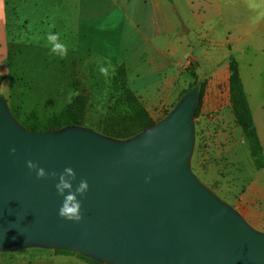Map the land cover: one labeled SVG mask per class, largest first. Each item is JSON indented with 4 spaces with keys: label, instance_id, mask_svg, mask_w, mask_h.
I'll use <instances>...</instances> for the list:
<instances>
[{
    "label": "water",
    "instance_id": "obj_1",
    "mask_svg": "<svg viewBox=\"0 0 264 264\" xmlns=\"http://www.w3.org/2000/svg\"><path fill=\"white\" fill-rule=\"evenodd\" d=\"M193 108L189 96L162 123L115 144L80 129L25 132L0 102V250L56 246L115 264H264V236L188 169ZM29 161L49 175L38 179ZM67 168L73 192L81 180L89 186L78 197L80 222L59 215L56 184Z\"/></svg>",
    "mask_w": 264,
    "mask_h": 264
},
{
    "label": "rangeland",
    "instance_id": "obj_2",
    "mask_svg": "<svg viewBox=\"0 0 264 264\" xmlns=\"http://www.w3.org/2000/svg\"><path fill=\"white\" fill-rule=\"evenodd\" d=\"M102 1L92 0L95 4H100ZM131 5L135 9L138 7L137 15H148L146 11H142L146 6L141 1ZM199 10L198 0H171L168 6L169 16L176 23L181 24L183 29H191L184 35V40L189 42L191 48L173 57L174 63H184L183 68L186 65L188 77L193 81L187 94L182 95L174 108L175 110L187 97H194L192 144L187 166L205 191L238 215L252 230L264 236V47L262 34L258 31L254 33L253 43L260 44L254 50L247 49L242 54L230 53L236 60L239 58L240 62L237 61L240 76L255 127L261 138L263 151L255 155L251 148L250 137L243 126L237 123L233 109L229 50L224 48L215 50L208 41L200 42L201 28L193 15V12ZM127 13L132 15L133 9L129 8ZM57 17L58 15H54L55 19ZM56 23L58 22H53L56 27L54 34L58 33L60 40L66 43L69 49L67 56L64 57L50 52V45L45 39L47 34L44 36V34L33 33L35 35L29 38L31 44L19 41L16 37L27 29L25 25L17 24L14 13H11L13 72L10 74L7 72L8 82L1 93L0 102L6 105L16 125L25 132H31L22 124V120L35 116L39 121H45L70 105L75 97L83 94L89 101L88 125L66 128L59 132H50L51 134L80 129L115 144H128L139 137L138 135L129 140H115L93 131L90 126L100 123L106 113L116 76L119 77V68L123 66L127 71L128 85L134 91L133 80H136L139 70L151 71L149 63H144L143 66L138 65L136 57H133L127 63L128 65L117 63V61L123 62L124 56V52L117 48V34L112 35V43H106L103 40L104 35L89 36L79 31L77 25L71 22L69 25L66 23L67 29L60 25L63 22L58 25ZM102 28H105V25L100 26L99 30ZM36 30L33 29V32ZM38 36L41 38V40L38 38V42L42 45L36 43ZM32 37L35 39L33 40ZM80 37L82 45L90 42L89 49H74ZM19 47H23V50L18 51ZM216 52L219 53L221 61L218 67L210 63L211 57H214L212 55ZM13 53L16 54L13 55ZM141 53L143 51H140ZM185 56L188 58L187 63H185ZM101 68L106 69V72L102 73ZM150 115L158 125L165 121L171 112ZM245 214L258 230L248 224L244 219ZM64 252L99 264H115L73 249L33 244L0 250V262L8 261L14 256H24L33 260L48 254H65Z\"/></svg>",
    "mask_w": 264,
    "mask_h": 264
},
{
    "label": "crops",
    "instance_id": "obj_3",
    "mask_svg": "<svg viewBox=\"0 0 264 264\" xmlns=\"http://www.w3.org/2000/svg\"><path fill=\"white\" fill-rule=\"evenodd\" d=\"M139 1L146 6L142 11H146L147 16L137 15L138 7L135 6V9L131 5ZM169 4L171 0H103L100 4H95L92 0H0V78L3 80L0 98L8 82L7 59L13 39L10 24L11 13H14L16 23L25 25L27 29L16 38L29 44V38L35 35L33 33L44 36L49 32L54 33V21L58 22L57 25L63 22L60 24L62 27L71 22L77 25L79 31L89 36L104 35L103 40L106 43H112V35L117 34V48L124 52V56L123 62H118L117 59L114 61L128 65L127 63L136 57L138 65L149 63L151 66V71L139 70L136 80H133L134 91L147 111L150 114L172 113L193 81L188 77L186 65L183 68L184 63L176 64L173 59L187 48H191L189 42L184 40V35L191 29H183L181 24L169 16ZM198 6L200 10L193 12V15L201 28L200 42L208 41L215 50L228 49L230 57L231 52L242 54L247 49L254 50L256 46H260L253 43V35L258 31L262 34L264 47V0H198ZM129 8L133 9L132 15L127 13ZM54 15L58 17L55 19ZM102 25H105V28L99 30ZM33 29H37L36 32H33ZM40 36L36 38V43L42 45L38 42L41 40ZM78 40L80 42L76 43L74 49L91 47L90 42L82 45L81 37ZM140 51L143 53L140 54ZM218 54L216 52L210 59L211 65L216 67L221 63ZM186 57L185 63L188 61ZM237 60L239 61V58ZM244 219L253 229L258 230L246 214ZM0 264L89 263L78 255L48 254L33 260L14 256Z\"/></svg>",
    "mask_w": 264,
    "mask_h": 264
},
{
    "label": "trees",
    "instance_id": "obj_4",
    "mask_svg": "<svg viewBox=\"0 0 264 264\" xmlns=\"http://www.w3.org/2000/svg\"><path fill=\"white\" fill-rule=\"evenodd\" d=\"M11 48H13L12 44L7 59V72L9 74L13 72L12 61L14 57H11ZM18 49V51H22L23 47H19ZM15 54L16 53H13V55ZM229 60L231 73V100L236 121L241 124L244 131L248 133L254 154L259 155L263 151V147L261 145L257 128L254 124L252 111L240 76L239 62L234 56H230ZM118 72L119 77L116 76L112 88V96L109 99L106 113L100 123L98 122L96 125H91L90 128L111 139L129 140L153 128L156 125V122L137 94L129 87L127 82V71L124 67L121 66ZM2 81V78H0V88ZM188 90H186L183 95L187 94ZM89 114L90 108L88 98L85 95L80 94L73 99V102L70 105L64 107L60 112L52 115L45 121H39L33 116L27 117L26 120H22L21 122L26 129L30 130L32 133L44 134L59 132L66 128L76 126H86L88 125L87 120ZM64 253L68 254L69 252ZM85 260L89 264H99L90 259Z\"/></svg>",
    "mask_w": 264,
    "mask_h": 264
},
{
    "label": "clouds",
    "instance_id": "obj_5",
    "mask_svg": "<svg viewBox=\"0 0 264 264\" xmlns=\"http://www.w3.org/2000/svg\"><path fill=\"white\" fill-rule=\"evenodd\" d=\"M46 40L50 45L49 50L52 54L58 55L60 57L67 56L69 50L68 45L60 40L58 33L54 34L49 32L46 35ZM100 71L105 73L106 69L101 68ZM11 152L14 155L16 149H11ZM28 168L36 173L38 179H45L49 175V173L44 168H40L31 161L28 162ZM51 175L55 176L56 174L52 173ZM75 179V172L71 168L65 169L64 174H61L59 177V183L56 184V190L58 194L63 197V202L59 209L60 217L69 221L80 222L82 220V205L78 197H83L88 191L89 186L86 180H81L73 192L72 182L75 181Z\"/></svg>",
    "mask_w": 264,
    "mask_h": 264
}]
</instances>
